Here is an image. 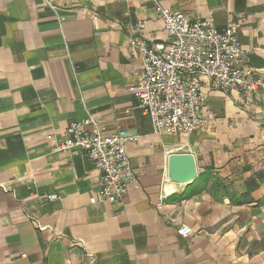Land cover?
Listing matches in <instances>:
<instances>
[{
  "label": "crops",
  "instance_id": "1",
  "mask_svg": "<svg viewBox=\"0 0 264 264\" xmlns=\"http://www.w3.org/2000/svg\"><path fill=\"white\" fill-rule=\"evenodd\" d=\"M49 4L0 0V264H264V0ZM155 6L236 26L257 94L201 77L205 126L154 134L130 91L141 55L129 39L165 50ZM89 115L137 138L120 203L92 204L100 173L80 151L58 150ZM173 154L193 157L192 183L170 179ZM181 225L193 234L178 236Z\"/></svg>",
  "mask_w": 264,
  "mask_h": 264
},
{
  "label": "built area",
  "instance_id": "2",
  "mask_svg": "<svg viewBox=\"0 0 264 264\" xmlns=\"http://www.w3.org/2000/svg\"><path fill=\"white\" fill-rule=\"evenodd\" d=\"M43 1L50 5V0ZM155 7L168 37L165 50L153 48L142 39H129V47L141 55V69L130 91L138 108L149 118L154 134H190L205 126L201 77L206 78L212 90L257 94L262 83L251 78L244 65L245 54L236 26L230 24L217 30L208 21L189 20L182 13ZM136 141L135 136H127L123 130L107 131L89 115L83 122L67 126L58 150L80 151L100 173V188L96 198H91L92 204L120 203L128 184L136 180L126 152V146ZM58 199L57 194L46 196L49 202ZM156 210L161 213L162 205L158 204ZM176 233L188 238L193 231L181 225Z\"/></svg>",
  "mask_w": 264,
  "mask_h": 264
},
{
  "label": "water",
  "instance_id": "3",
  "mask_svg": "<svg viewBox=\"0 0 264 264\" xmlns=\"http://www.w3.org/2000/svg\"><path fill=\"white\" fill-rule=\"evenodd\" d=\"M170 179L178 184L188 185L196 178L194 159L187 154H173L168 157Z\"/></svg>",
  "mask_w": 264,
  "mask_h": 264
}]
</instances>
